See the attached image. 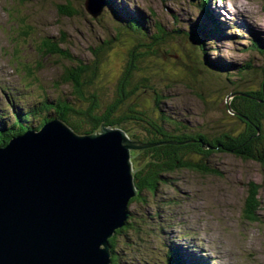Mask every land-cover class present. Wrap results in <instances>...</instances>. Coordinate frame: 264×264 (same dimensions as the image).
<instances>
[{"label":"rangeland","instance_id":"obj_1","mask_svg":"<svg viewBox=\"0 0 264 264\" xmlns=\"http://www.w3.org/2000/svg\"><path fill=\"white\" fill-rule=\"evenodd\" d=\"M67 1L74 15L59 11ZM85 1L0 0V121L11 126L9 103L24 116L44 99L70 97V86L61 78L69 62L43 51L44 39L57 41L64 35L65 47L74 55L90 63L95 52L101 56L95 82L101 80L106 87L101 96L104 107L114 101L129 53L144 52L148 55L138 65L148 69L142 77L149 79L152 89L138 88L121 110L134 106L144 111L154 106L159 94L163 113L188 121L194 131L217 136L239 126L234 112H229L234 90L263 80L264 0H233L231 8L219 0H210L206 7L204 0H104L98 17L86 11ZM130 19L142 28L137 36L129 28ZM209 24L216 25L214 40L207 38L206 29L214 30ZM159 29L167 35L155 44ZM105 42L109 48L103 55ZM222 80L227 87L221 92ZM210 87L212 95L205 91ZM198 89L204 96L196 97ZM210 96L215 102L222 98L221 107L206 104ZM122 125L144 130L134 120ZM136 150L131 151L133 167L141 163L140 158L134 161ZM210 162L215 174L187 169L166 174V183L156 193L131 203V221L143 230H116L112 237L116 235L120 264H167L172 248L186 264H264V165L230 152L216 153ZM250 182L261 187V221L255 223L244 215Z\"/></svg>","mask_w":264,"mask_h":264},{"label":"water","instance_id":"obj_2","mask_svg":"<svg viewBox=\"0 0 264 264\" xmlns=\"http://www.w3.org/2000/svg\"><path fill=\"white\" fill-rule=\"evenodd\" d=\"M103 7L85 2L93 17ZM148 146L122 128L80 135L56 119L0 146V264H111L109 238L138 194L131 150Z\"/></svg>","mask_w":264,"mask_h":264},{"label":"trees","instance_id":"obj_3","mask_svg":"<svg viewBox=\"0 0 264 264\" xmlns=\"http://www.w3.org/2000/svg\"><path fill=\"white\" fill-rule=\"evenodd\" d=\"M209 1H203V7H206ZM59 11L64 15H74L76 13L70 1L59 5ZM130 24L129 28L136 32V36L139 35V30L141 32L142 28H139L138 23L131 21ZM216 31L217 29H215ZM158 32L161 34L156 33L153 37L155 44H159L167 35L160 29ZM66 42L64 35L59 37L57 41L48 37L43 41V51L46 55H52L69 62L61 78L64 84L70 86V97L59 96L51 102L44 99L40 104L31 105L29 110L23 114L24 116L19 115L14 105L9 103V106L13 108L14 117L11 126H7L5 121L0 122V146H5L12 137L27 130L40 129L45 123L56 117L80 135L94 133L103 124L111 127H121L126 130L132 139L149 145L133 151L134 161L140 158L141 163H137V166L133 167L134 182L138 194L130 200L129 206L135 201L142 200L145 195L156 193L159 186L166 181V174L186 169L199 174H215L217 171L212 167L210 159L216 153L230 152L240 158L254 160L264 165V69L261 84L246 88L238 86L239 88L235 89V93L232 94L234 97L231 103L232 111L229 112H234L240 122L239 126L220 132L219 135L215 136L202 131H194L188 121L172 119L171 115L163 113L159 94L154 97V99L156 98L154 106L148 107L144 111H138V108L136 109L134 106H129L126 111L121 110L124 101L130 97L131 93L141 86H148L149 79L142 77L143 71L148 69H145V66L138 65L148 55L144 52L139 54L129 53L130 60L126 66V72L116 85L114 101L104 107L101 96L106 91V87L100 85L101 80L95 82L100 77L97 73L102 60L101 56L98 58L97 52H95L94 61L87 62L70 52L65 47ZM104 45L100 49L103 55L106 51L104 50L105 47L109 48V43L105 42ZM251 46H254V44ZM135 77L139 79V82L133 84ZM221 83L225 84L219 89L222 92L227 87V83H224L223 80ZM129 88L131 89L129 90ZM210 88L209 92H211ZM198 93L199 95L196 97L200 96V90ZM221 101L222 98L219 97L215 102L210 96L208 102L205 103H211L210 106L221 107ZM153 114H155L154 117ZM32 115L36 121L38 120L36 125L33 122L34 120L31 119ZM131 120H134L136 124L140 123L144 130L131 131L122 125ZM260 190L261 187L258 183L253 184L250 182L247 186L248 194L244 204V215L248 221L254 223L261 221L259 215L261 207ZM130 212L132 214V210ZM134 226L130 215L124 226L117 232L127 231L130 228L138 232L143 230L141 226V229ZM115 237L116 235L110 239L113 253L111 264H120ZM167 264L186 263L176 255V250L172 248L167 257ZM187 264L190 263L187 261Z\"/></svg>","mask_w":264,"mask_h":264},{"label":"bare ground","instance_id":"obj_4","mask_svg":"<svg viewBox=\"0 0 264 264\" xmlns=\"http://www.w3.org/2000/svg\"><path fill=\"white\" fill-rule=\"evenodd\" d=\"M205 1V0H204ZM85 2H87V0L85 1ZM201 2H203V1H201ZM211 2V1H210ZM126 5V4H125ZM102 10H103V8L99 11V15L101 14V12H102ZM128 12L133 16V10H128ZM140 18V17H139ZM134 19V18H133ZM133 19H130V22L132 21V22H136V24H137V21L136 20H133ZM128 20V19H127ZM226 22V21H225ZM130 26H131V24H130ZM134 26V25H133ZM212 26H216L215 24H213ZM220 27V26H219ZM216 28V27H215ZM215 28H214V30H209V29H206V31H207V33H208V36H207V38H209L210 40L211 39H213V38H215L214 36H217V35H215L214 34V32H215ZM135 32V31H134ZM221 32V31H220ZM136 33V32H135ZM190 35V34H189ZM217 38V37H216ZM218 39H220L219 37H218ZM214 40V39H213ZM157 42V41H156ZM193 61V63H195L194 64V66L195 67H197V65H196V62H195V59H192ZM216 62V61H215ZM224 68L225 69H227L228 68V66H227V64H225L224 65ZM219 69H223V68H219ZM224 70V69H223ZM209 90V88H207L205 91H208ZM210 90H211V88H210ZM202 93H200V96H204V91H201ZM209 93V92H208ZM210 95H211V93H209ZM57 120V121H61V122H63L60 118H53V120ZM103 126H106V125H104L103 124ZM102 127V126H101ZM121 129V128H120ZM127 134V133H126ZM128 135V134H127ZM129 137V136H128ZM127 148H128V145H127ZM132 151V150H131ZM132 155V154H131Z\"/></svg>","mask_w":264,"mask_h":264},{"label":"clouds","instance_id":"obj_5","mask_svg":"<svg viewBox=\"0 0 264 264\" xmlns=\"http://www.w3.org/2000/svg\"><path fill=\"white\" fill-rule=\"evenodd\" d=\"M220 3H227V6H228L229 8H231V7H232V4H233V0H220ZM260 23H261V24H264V19H262V20L260 21Z\"/></svg>","mask_w":264,"mask_h":264}]
</instances>
